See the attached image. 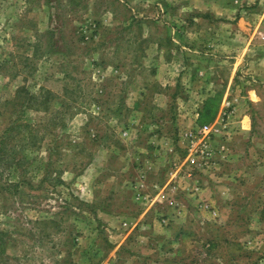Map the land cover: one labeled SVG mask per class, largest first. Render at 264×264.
<instances>
[{
    "label": "rangeland",
    "instance_id": "obj_1",
    "mask_svg": "<svg viewBox=\"0 0 264 264\" xmlns=\"http://www.w3.org/2000/svg\"><path fill=\"white\" fill-rule=\"evenodd\" d=\"M0 264H264V0H0Z\"/></svg>",
    "mask_w": 264,
    "mask_h": 264
},
{
    "label": "built area",
    "instance_id": "obj_2",
    "mask_svg": "<svg viewBox=\"0 0 264 264\" xmlns=\"http://www.w3.org/2000/svg\"><path fill=\"white\" fill-rule=\"evenodd\" d=\"M213 130L214 129L211 127V125L202 127L201 132H200L202 134L201 143H204V144L206 143V141L210 138V134L213 132ZM206 147L207 146L204 147L205 148L204 150L206 151H203V150L201 151L202 154L205 152L204 154L206 155V152H207ZM190 161L191 163H196V158H191Z\"/></svg>",
    "mask_w": 264,
    "mask_h": 264
},
{
    "label": "crops",
    "instance_id": "obj_3",
    "mask_svg": "<svg viewBox=\"0 0 264 264\" xmlns=\"http://www.w3.org/2000/svg\"><path fill=\"white\" fill-rule=\"evenodd\" d=\"M241 23L240 22H238V26H241L240 25ZM238 33H241V31H239V32H237L236 34H234V35H237ZM238 36V35H237ZM256 93V92H255ZM257 97H258V94H257ZM250 100H251V97H250ZM251 102H254V101H251Z\"/></svg>",
    "mask_w": 264,
    "mask_h": 264
}]
</instances>
